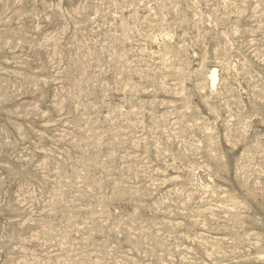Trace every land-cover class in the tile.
<instances>
[{
    "label": "rangeland",
    "instance_id": "374dc122",
    "mask_svg": "<svg viewBox=\"0 0 264 264\" xmlns=\"http://www.w3.org/2000/svg\"><path fill=\"white\" fill-rule=\"evenodd\" d=\"M0 264H264V0H0Z\"/></svg>",
    "mask_w": 264,
    "mask_h": 264
},
{
    "label": "bare ground",
    "instance_id": "6f19581e",
    "mask_svg": "<svg viewBox=\"0 0 264 264\" xmlns=\"http://www.w3.org/2000/svg\"><path fill=\"white\" fill-rule=\"evenodd\" d=\"M212 77H213V83H214V81H215V79H216V74L213 73V74H212Z\"/></svg>",
    "mask_w": 264,
    "mask_h": 264
}]
</instances>
